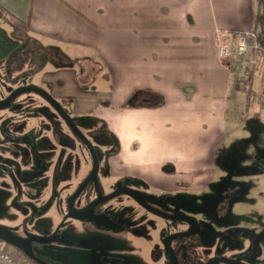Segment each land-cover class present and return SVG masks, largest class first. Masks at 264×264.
Instances as JSON below:
<instances>
[{
	"label": "crops",
	"instance_id": "0c3cea01",
	"mask_svg": "<svg viewBox=\"0 0 264 264\" xmlns=\"http://www.w3.org/2000/svg\"><path fill=\"white\" fill-rule=\"evenodd\" d=\"M257 12L256 0H0V16L14 29L13 17L29 24L15 30L41 47V88L71 116L100 123L114 174L162 192L213 182L217 148L243 121L239 105L264 115V63L222 61L216 48L260 32ZM78 60L83 72L70 64ZM245 67L251 96L244 83L236 89ZM154 96L160 106L147 102Z\"/></svg>",
	"mask_w": 264,
	"mask_h": 264
},
{
	"label": "rangeland",
	"instance_id": "374dc122",
	"mask_svg": "<svg viewBox=\"0 0 264 264\" xmlns=\"http://www.w3.org/2000/svg\"><path fill=\"white\" fill-rule=\"evenodd\" d=\"M256 8L258 10L256 28L261 32L262 29L264 30V0H256ZM0 28L7 30L12 38L25 43V50L34 55L32 59L30 57V64L23 65L18 74L13 73V78L11 76L7 77L6 74V66L8 68L9 65H5L3 62L0 63V88L3 84H10L12 80L18 77L16 83L18 86L34 84L41 87L40 78L35 74V69L40 63L39 57H42L40 45L30 43L31 41L27 37L11 27L8 20L1 16ZM23 57L26 60V56L23 55ZM70 64L78 71L83 72L80 60ZM10 88L14 89L16 87L11 85ZM43 88L47 91L46 86H43ZM21 97L22 100H31L40 106H50L45 97L34 91L23 93ZM59 104L66 106L65 103ZM30 106V104L23 106L21 111H26ZM64 108L68 112L71 111L67 106ZM236 109L243 121L236 126L229 124L227 136L217 148L215 179L213 182L202 189H197L191 185L187 188L169 192L165 194L164 198L168 197L179 214L189 216L201 225H212L217 230L220 238L216 242V246L212 249L201 247L199 249L201 255L216 257L222 254L242 258L241 253L245 248H248V242L241 238V234L243 231L248 230L259 236L261 251L258 263L253 260H248V262L261 264L264 261V115L258 117L256 114L258 107L253 102L250 103L248 111H246L247 108L244 103ZM53 121L59 123L60 120L56 118ZM79 121L81 129L93 145L99 149L100 153H102V150L108 152L113 149L110 135L102 132L96 133L95 129L100 126L99 122ZM93 131L95 133H92ZM47 136L50 137L49 142L46 141L44 145L39 143L36 155L30 145L27 144L22 146V150H17L18 155L13 153L14 150H10L11 154L7 155L9 151L7 148L0 153L1 159L16 163L4 165L0 168V175L4 177V181L2 183L0 181V222L12 225L14 230H19L18 224L21 223L19 211L14 205V197L16 194L19 195L21 191L19 185L7 174V166L15 172L14 168L17 167V164H21L24 170L23 177H26L27 173H33L37 178L41 175L38 173L41 171L43 159L49 165L50 170L58 167L60 161H62L59 171L61 178L70 170L75 172L78 178H82L90 168V154L81 143L78 144L77 149H73L60 142V145H58L51 140L50 135ZM83 150H86V153ZM107 158L108 156L105 155V161L101 163L98 174L102 193L112 191L115 188L114 185L120 182L121 179L120 176L112 172L109 163L106 162ZM8 162L6 161V164H9ZM0 163H2L1 160ZM25 167L28 170H25ZM53 174L55 175V172ZM47 178L42 176L40 183L30 188L26 186L31 191L29 198H33L34 194L42 196L41 199H38L40 200V208L51 204L55 205L54 210L46 218L36 223L37 227L44 228L58 226L64 220L63 215L65 213L64 206L61 204V197L55 195L58 187L50 188ZM125 184L133 189L150 194L159 195L161 192L158 188L136 179ZM32 190L34 191L32 192ZM89 191L92 196H96L94 187H91ZM116 206H125L130 209L123 212L121 216H117V222L122 218L130 217L128 222L118 224L117 229H109L91 220L70 219L66 223L65 229L67 231L63 232V236L76 242L79 247H90V252H85L84 249L80 250L78 247L59 245L58 248L67 252V255H59L49 251L50 245L43 247L36 245V254L46 261L55 262L56 264H171L170 256L164 247V239L186 230L188 224L184 221L170 220L149 214L127 196H120L107 203L104 208L111 209ZM142 214L149 217L150 225L147 227L143 224L129 226L128 223L133 216L139 217L141 215L143 217ZM137 230L143 232L145 238L137 236ZM105 232H107V235ZM103 234L107 238L102 237ZM177 241L184 242L180 239ZM1 246L9 251H15L12 246L8 247L3 244ZM118 252H122L125 257H130L131 261L130 259H122L123 257L119 256ZM214 264L233 263L217 261Z\"/></svg>",
	"mask_w": 264,
	"mask_h": 264
},
{
	"label": "flooded vegetation",
	"instance_id": "af4514ba",
	"mask_svg": "<svg viewBox=\"0 0 264 264\" xmlns=\"http://www.w3.org/2000/svg\"><path fill=\"white\" fill-rule=\"evenodd\" d=\"M23 55L26 56V60H24ZM30 55L34 57V55L30 53V51H26L25 49H22L7 59H3V60L0 59V63L3 62L5 65L7 64L9 65L8 68L6 66L7 77L11 76V78H13L12 77L13 73L18 74L20 72L19 70L23 68V65L30 64V57H31ZM18 78L12 80L10 84H3V86L0 88V153L5 148H7L9 150L7 152V155L11 154L10 150H14L13 153L18 155L17 150H22L23 148L22 146L27 144L30 145V147L34 150V153L36 155L37 150L39 148V143L41 145H44L46 141L49 142L48 139L50 137L48 138L47 135H50L51 140H53V142H55L56 144L60 145L59 144L60 142L63 145L65 146L67 145L73 149H77L76 147L78 146V144L80 145L81 143L90 154L91 164H90V168H88L86 174L82 178H78L77 177L78 175H76V173L71 170L69 173L65 174L63 178H61L59 176V171L61 169L62 161H60L58 167H55L50 170L49 165L43 159L41 171L38 173L41 174L40 176H38L39 178L35 177L34 176L35 174L33 173L31 174L27 173L26 175L24 174L26 177H23L24 170L21 164H17V167L14 168L15 172L9 169V166H7V171H8L7 174L10 175L12 180H14L19 185L21 191L19 195L16 194V196L14 197V205L19 211V215H20L19 218L21 220V223L18 224L19 225V230L17 229L18 232L17 230H14L12 228V225L10 224H4L0 222L1 225L9 227L16 234L22 237H26L29 234L41 236V237H51L53 235H56L58 236L59 240L51 244H48L50 245L49 251L51 253H55L59 255H67L66 250L58 248L59 245L71 246L76 248L78 247L80 248V250L84 249L86 250L85 252L88 251L90 252V247H79L78 245H76V242L63 236V232L67 231L65 229L66 223L70 219L91 220L96 224L107 227L109 229H117L118 224H122L125 221L127 222L129 221L130 217L122 218L118 222L116 220L117 216H121L123 212L130 210L128 207L116 206L111 209L104 208L107 203H110L111 201L119 198L120 196L129 197L135 202V204H137L145 212L161 218L169 219L168 217H165L164 214H169V215L179 214L175 206L168 199V197L166 196V198H164L165 194L169 192L161 191L159 195H157L152 193L151 194L146 193L138 189H133L125 184L126 182L129 183L131 180H133L127 177L121 178L119 180L120 182L117 183L118 186H116L117 184L114 185L115 188L112 191L108 193H102L101 183L98 180V174L100 172L101 163L105 161V155H106V157L108 156L106 162H108L110 165V159L113 157L114 153L111 150L108 152L102 150V153H100L99 149L93 145L90 139L86 136L85 132L81 129L79 119L71 116L69 112L62 105L59 104V102L58 104L62 107L64 112L71 118L72 124H70L59 112V110L46 98L45 99L50 104L49 107L40 106L31 100H22L21 96L23 92H18V91L26 86L16 85ZM11 85L15 86L16 88L14 89L10 88ZM30 85H34V84H30ZM27 104H30L31 106L26 111L22 112L21 110L23 106ZM56 118L60 120L59 123H55L53 121ZM6 143L7 145H5ZM89 143L93 146L99 158V170L97 175L94 178H92V180L88 184L82 187L94 169V159L88 145ZM86 150H83V152L86 153ZM0 160L2 161V163H0V168L4 165H12L13 163H15L14 161L11 160H5L1 158ZM6 161H9L8 162L9 164H6ZM25 170H28V168L25 167ZM54 172L55 175L53 174ZM42 176L43 178L48 177L47 183L50 188L58 187V190L55 195L61 197V204H63L65 209V213L63 215L64 220L58 226L54 225L49 228L36 226V223L39 220H43L44 218H46L54 210L55 207L54 204H51V205H47L44 208H40L39 206L40 200L38 199H41L42 196H39L38 194H34L35 196L33 198H29L30 196L29 194L31 193L29 188L37 183H40L41 182L40 178ZM0 181L1 183L4 181V177H2L1 175H0ZM26 186H28L29 188ZM91 187L95 188V193H96L95 197L92 196L91 192L89 191ZM123 189L132 190L135 193V195L128 193H120L116 196L111 197V195H115V193ZM33 191L34 190H32V192ZM108 197L111 198H109L108 200L98 202L99 200L104 198L107 199ZM70 201L73 202V208L79 211L86 209L87 207H90L94 204L90 209V217L83 219L82 218L78 219L73 217L69 208ZM142 215L143 217L141 215L139 217L133 216L132 220H130V222L128 223L129 226H138L139 224H143L144 226L147 227L148 225H150L151 221L149 220V217L145 214ZM187 224H188L187 229L180 233L187 232L191 229V225L189 223ZM199 225H200V232L198 234L179 237L172 241L171 247L176 254L178 264H207L211 259L217 257H226L234 260H240L244 264H252L251 262H248V260H253L254 262L258 263L259 257L261 256L260 238L254 232L248 230L243 231V233L241 234V238L244 241L246 240L248 242V248H245L241 253L242 258L239 257L235 258L232 255L224 256L222 254H219L216 257L201 255L199 253V249L201 247L207 249L214 248L216 246V242L220 238V235L217 233V230H215V228L212 225L209 224H203V225L199 224ZM211 229L214 230L217 234L215 238H207V235L204 234V232L209 231ZM105 234L107 235V232H105ZM105 234H103L102 237L107 238ZM136 234L140 238H145L143 232L141 233L140 230H137ZM168 237L164 239V247L167 252L168 249L165 245V241ZM60 239L62 241H60ZM178 239L184 240V242L183 241L178 242L177 241ZM36 245L42 247L45 246L42 244L34 243L33 244L34 250ZM189 248H192L193 251L196 252V255L198 257L195 258L194 261H191V263H187L188 262L187 254ZM36 255L39 256L38 254ZM118 255L122 256L123 257L122 259L125 260L130 259L131 261V258L125 257L124 254H122V252H118ZM217 261H223V260H217ZM225 262H229V261H225ZM49 263L56 264L55 262H49ZM261 264H264V261L261 262Z\"/></svg>",
	"mask_w": 264,
	"mask_h": 264
},
{
	"label": "water",
	"instance_id": "95a60500",
	"mask_svg": "<svg viewBox=\"0 0 264 264\" xmlns=\"http://www.w3.org/2000/svg\"><path fill=\"white\" fill-rule=\"evenodd\" d=\"M28 91H35V92L41 94L43 97H45L47 100H49L59 110V112L63 115V117L70 124H72L71 118L64 112V110L58 104V102L55 99H53V97L50 96L42 88L35 86V85H29V86L24 87L23 89H20L18 92L26 93ZM88 145H89L90 151L93 155L94 169L82 187H84L86 184H88L92 180V178H94L97 175L98 170H99V158H98L93 146L90 143ZM120 193H128V194L135 195V193L132 190L123 189V190L115 193V195H111V197L116 196ZM111 197H108L107 199H105V198L101 199L98 202L108 200ZM69 206H70L69 207L70 212L73 215V217L78 218V219L90 217V209L92 206L87 207L86 209H83L80 211L73 208V202L72 201H70ZM164 216L168 217L169 219H172V220L184 221V222H187L191 225V229L189 231L179 233V234H175V235H171L165 241V245H166L168 252L171 256V260H172L171 264H178L176 254L171 247L172 241L176 238H179V237L198 234L200 232V225L196 220H194L193 218H191L189 216L179 215V214H174V215L164 214ZM204 234L207 235V238H215L217 236L216 232L212 229L204 232ZM58 240H59V238L56 235H53L51 237H41V236L29 234L26 237H22V236L16 234L9 227L0 224V241L9 245V246H12L13 248L18 249L25 257L29 258L30 260L34 261L37 264H51V263L45 261L44 259H42L36 255L33 244L38 243V244H42V245H48V244H51V243L56 242ZM60 241H62V240L60 239ZM217 260L229 261V262H232L235 264H244L240 260H234V259L226 258V257H217V258L211 259L207 264H213Z\"/></svg>",
	"mask_w": 264,
	"mask_h": 264
},
{
	"label": "built area",
	"instance_id": "2783aa9c",
	"mask_svg": "<svg viewBox=\"0 0 264 264\" xmlns=\"http://www.w3.org/2000/svg\"><path fill=\"white\" fill-rule=\"evenodd\" d=\"M216 48L222 61L235 62L249 58L252 68H255L259 62L264 63V46L257 41L254 32L244 34L234 46L219 40ZM256 99L258 103L264 105V86L258 90ZM0 264H29V262L22 253L9 251L0 245Z\"/></svg>",
	"mask_w": 264,
	"mask_h": 264
},
{
	"label": "trees",
	"instance_id": "16d2710c",
	"mask_svg": "<svg viewBox=\"0 0 264 264\" xmlns=\"http://www.w3.org/2000/svg\"><path fill=\"white\" fill-rule=\"evenodd\" d=\"M14 20V24H15V29L16 30H23V31H29V24H25L21 21H19L18 19H15L14 17L11 19ZM237 32L231 31L230 35L232 37H236L237 36ZM258 40H261V45L264 46V40H263V36H264V30L262 29L261 32H258L257 34ZM262 36V37H261ZM25 43H23L20 40L14 39L11 37V35L8 33V31H6L3 28H0V59H7L10 56H12L13 54L19 52L22 49H25ZM26 53V52H25ZM28 53V52H27ZM32 57V56H31ZM246 68V67H245ZM245 78V79H244ZM251 78V71L250 69L247 67L245 73H243L242 78L240 77V80L236 83V89L237 91H241L242 90V84L244 83V87H245V92L247 94V96H251L253 95L252 89H251V83H250V79ZM138 97L135 96V98H132L129 101V106H134L135 101ZM149 103L152 104V107H157L160 106L162 104V98L159 96H154V98L150 101H147ZM167 173H170V171H166ZM1 244L6 245L9 247V245L3 243L0 241ZM16 252L21 253L18 249L13 248ZM196 252L193 251L192 248L188 249V262L187 263H191V261H194L195 258H198ZM26 258V257H25ZM26 260L29 262V264H37L34 261L30 260L29 258H26Z\"/></svg>",
	"mask_w": 264,
	"mask_h": 264
}]
</instances>
